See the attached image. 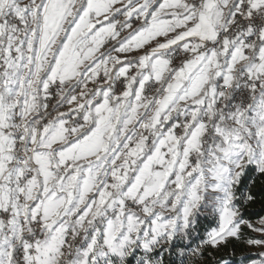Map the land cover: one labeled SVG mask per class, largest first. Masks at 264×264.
<instances>
[{"label":"snow or ice","instance_id":"obj_1","mask_svg":"<svg viewBox=\"0 0 264 264\" xmlns=\"http://www.w3.org/2000/svg\"><path fill=\"white\" fill-rule=\"evenodd\" d=\"M0 264H264V0H0Z\"/></svg>","mask_w":264,"mask_h":264}]
</instances>
